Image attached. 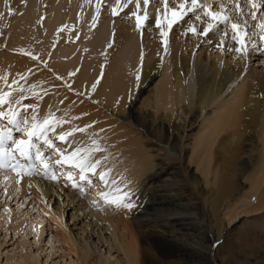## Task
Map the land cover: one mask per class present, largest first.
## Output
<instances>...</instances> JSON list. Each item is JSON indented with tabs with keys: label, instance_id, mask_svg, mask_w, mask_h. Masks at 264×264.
Instances as JSON below:
<instances>
[{
	"label": "bare ground",
	"instance_id": "obj_1",
	"mask_svg": "<svg viewBox=\"0 0 264 264\" xmlns=\"http://www.w3.org/2000/svg\"><path fill=\"white\" fill-rule=\"evenodd\" d=\"M167 2L172 8L177 0ZM198 2L216 11L219 6L229 10L235 0ZM136 3V0H119V4L117 0H0V6L4 7L0 13V93L10 92L11 98L20 100L22 105L38 106L40 117L50 110L56 117L64 118L67 123L62 125V129L65 131L70 127L92 125L87 132L89 135L98 134L97 138L107 148L105 155L109 158L106 167L114 170V178H126L132 190L131 199L136 204L129 211L107 207L101 201L95 211L89 209L88 199L93 200L102 188L106 191L99 181L101 186H95L89 194L91 197L85 201L82 199L84 204L79 202L89 210L90 214H82H89L94 223L92 228L96 227L99 232L108 230L107 233L113 237L115 251L122 255L118 256L116 264H264V244L256 252L238 250L236 253L216 245L229 225L223 227L222 218L218 219L214 211L201 209L191 182L198 176L192 173L193 179L188 175L186 169L189 165L175 166L179 179L170 178L168 181L169 177H159L173 161L180 159L184 130L182 126H174L176 128L171 130L167 125L173 111L181 108L183 113H188L190 125L195 123L196 111L201 114L214 104L212 116L208 118L205 115V122L200 127L204 134L193 141L190 159L195 157L196 168L202 170L200 173L205 183L206 176L210 175V185L220 190V196H217L220 202L221 199L226 200L223 195L230 184L223 176L209 171L214 148L219 146L224 154L244 159L242 165H238L241 175L247 168L254 167L251 161L260 153L259 165L256 164L248 176L251 191L248 195L243 194L248 200L240 199L238 202L251 204L255 210L264 208V112L256 135L261 137V148L256 150L249 146V149H244L241 139L244 128L255 124L254 113L259 112L260 104L258 97L264 96V70L249 66L244 69V58L234 49L227 46L222 51L217 34L222 28L227 36L232 37L229 25H218L207 36L188 32V28L195 27L197 33H203V28L210 22L201 10L175 24L168 37L163 38L155 27L157 12L162 18L164 13L160 0H149L146 9L141 0L139 9ZM105 4L111 7V11L115 7L118 12L129 14L130 18L112 20L111 12L103 11ZM238 4L243 6L241 1ZM133 12L142 16L147 14L148 19L140 29L136 27ZM197 16L202 19H196ZM247 16H251L250 12L240 14V17ZM240 17L230 15L231 21L239 24ZM203 22L205 25L201 26ZM164 39L169 48L163 58L161 44ZM210 44L217 45L219 49L212 51L214 45L208 49L204 47ZM196 46L198 50L194 51ZM138 70L141 75L139 82L136 80ZM161 71L162 77L154 86L150 100L156 114L152 120L157 119L154 124L145 116L134 121L123 118L106 122L100 109L104 107L113 114V109L107 104L125 105L139 85L143 86L145 80ZM241 73L243 77L234 90L230 89L229 97L225 95L219 99ZM93 83L97 85L94 90L91 87ZM0 110L6 111L7 106H0ZM2 122L6 124V119ZM248 133L251 132H245L246 136ZM70 139L89 143L88 135L80 132ZM225 141L230 145L239 143L231 149L223 146ZM54 142L57 147H67L59 141ZM38 146L45 155L47 150L50 151L42 143ZM167 150L172 153L168 155L172 158L164 161L167 155L161 158L158 152ZM255 151L259 152L255 154ZM99 157L97 154L95 158ZM154 158L159 159L154 161ZM56 167L60 169L56 174L74 171L68 166ZM0 176L6 178H2L4 187L11 184L13 190L22 195L21 204L26 202L23 198L27 192L30 193L27 203L32 205V209L42 210L48 215V228L55 230V235L66 244H72L80 254L79 259L91 260L88 248L80 246L61 227L63 211L49 207L51 193L75 203L78 196L70 186L66 187L61 180L44 179L40 172L25 177L0 170ZM78 206L77 210L81 211Z\"/></svg>",
	"mask_w": 264,
	"mask_h": 264
},
{
	"label": "rangeland",
	"instance_id": "obj_2",
	"mask_svg": "<svg viewBox=\"0 0 264 264\" xmlns=\"http://www.w3.org/2000/svg\"><path fill=\"white\" fill-rule=\"evenodd\" d=\"M103 8V11L111 12L112 20H116L117 18H119V21H123L124 19L130 18V15L125 12H118L119 16H113L111 7L108 4L103 5ZM3 11L4 7L0 6V13ZM203 23L201 24V26L205 25V23ZM164 28L166 31H169L166 26H164ZM218 32L219 34L217 35L218 39L220 37L219 41L221 44L220 47L221 49H223L222 51L226 50L228 47H230L231 49H235L237 47L236 42L230 35L227 36L226 33L222 31V28L219 29ZM251 44L247 46L249 50V56L243 61L244 69L245 67L247 68L249 66L253 69L264 70V52L253 50L254 47H260L262 44L261 42L258 43L257 41H255L253 45ZM213 45L214 44H210L208 45V47H204L208 49ZM161 46L163 47L161 57L164 58L168 52L169 47L167 43H162ZM196 48L197 46L194 48V51L198 50V48ZM216 49L219 48L217 45H214L212 51H216ZM202 53L206 54L207 52L202 51ZM213 53L216 54V52ZM225 57L229 58V56ZM163 58L160 59L161 64L163 63ZM242 74L243 73H241L239 77L235 79L234 83L229 86L228 90L225 91L219 99H222V97H224L225 95V97H229L228 93L230 89L234 90L237 87V83H240V78L243 77L241 76ZM161 77L162 71L159 74L153 75L151 79L145 80L142 83L143 86L139 85L136 90L133 91V95L129 97V102L125 103V105L123 106H111L106 103L108 105V108H112L114 112L113 114H110L104 109V107L100 109L104 114V117L106 118V122L120 121L123 118H128L134 121L142 116H145L151 124H154L157 119L154 120L155 122L152 120L156 117V114L153 110V107L151 106L150 100L152 97L154 86L157 84V82H159ZM258 98L260 100V104L259 112L254 113L255 124L254 126H251L249 128H244V131L241 134V139L243 138L242 148L244 149H249V146H253L257 150L262 146L261 137L257 138L256 135L258 134L260 126L262 125L261 116L264 112V96ZM213 106L214 104L210 105L201 114L196 111L194 114L195 123L190 125L189 122L191 119L189 118L190 115H187L188 113H183L181 111V108L175 109L173 111V113L171 114V119L169 120V123H167V125L171 130L174 126H182L184 130L181 140L182 147L179 151L180 159L173 161V164H171L173 168H171V166L166 168L159 175V177L160 179L169 177L168 181H171L170 178L179 179V171L175 168V166L179 165L181 167L186 164L189 165V167L186 169V172L188 171V175L193 179L194 177L192 176V173L193 175L195 173L198 176L197 180H192L191 182L197 194L195 198L198 199L201 209L203 208L206 210L214 211L218 216V219L219 217L222 218L223 227H225L226 225L228 227L229 225L228 229L226 230L227 232L225 231V234L223 233L224 236L221 237L216 245L220 246L224 250L231 251L232 253H236L235 251L238 250H245L244 252H256L258 248H260V245L264 244V208L255 210L251 207V204H243L242 202L238 201L240 199L248 200V198H244L243 194L248 195L251 191L249 188L251 180H249L248 176L252 173V170L254 167H256V164H258L257 162L260 161L258 160L259 156H261L260 153H258L259 151H255V154L258 153L259 155L257 154V157H255V159L251 161V164L254 167L252 166L253 168H247L244 172H242L243 175H241L239 173L238 165H242L244 159H239L234 155L230 156L228 154H224V150L220 151L219 146L214 148L215 150L211 165L209 167V171L212 170L219 176H223L228 180V183L230 184V187L227 188L228 190L226 194L223 195V197L228 201L221 199L220 202H218L217 200V196H220V190H217L215 187L210 185L209 173H207V175L209 176H206L207 183H205L200 173L202 172V170H200V167L196 168L195 157L192 156L190 159L193 141L204 134V129L201 130L200 127L202 125V122H205L203 121L205 120V115H208V118L212 116L210 114L213 113V111L211 112ZM121 107H123L122 110H120ZM244 123V125L246 126L247 119ZM247 131H250L251 133H248L246 136L245 132ZM17 134L19 133L14 132L15 137L17 136ZM245 136L247 137L246 140L244 139ZM222 138L224 139V137ZM238 143L239 142L237 141L235 145H230V142L225 141L223 146L225 148L229 146L231 149H233L234 146L238 145ZM51 151V149L50 151L47 150L46 156L49 155ZM168 155H172V153L168 150L158 152V157L162 158L166 156L164 157V161H168L170 160V158H172ZM158 159L159 158H154V161H158ZM53 168L55 169V171H57L56 173L60 171V169H58V167L56 166H54ZM60 174L61 173L57 175L59 176ZM77 177L78 176H75V179H78ZM0 178L1 180L2 178L3 180L6 179L4 176H0ZM90 178L94 182V185L92 187H89L84 184V189L86 188L84 192H79L72 188L73 193L78 196L77 199H74L75 203H70V201L65 200L64 196L58 197L53 193H51V196L49 198V207L52 206V210L59 209L63 211L61 227L68 231L70 233V236L77 242H79L80 246L88 248L90 256L92 257L90 261H84L82 258L79 259L80 254L78 250H76V248L72 244H66L58 236H56L54 233L55 230H52V228L50 227L48 228V225H46V219H48V215L44 214L42 210L32 209V205L30 203H27L30 199V193L27 192V194L23 198L26 199V202L21 204L22 195L20 196L19 194H17V190H13L14 186L11 187V184H7V188L4 187L5 183H3L4 181L2 180L0 181V183H2L0 184V264H10V261H13V264H89L90 262L91 264L118 263V256L120 258L122 257V255L118 254L115 251V245L112 244L113 237L109 233H107L108 230L106 232L103 229V231L99 232V230L97 231L96 227L92 228L94 226V223L92 219H89V210L83 207L86 198L90 196L89 194L93 191L95 186H98L100 184L98 182V177L90 176ZM60 180L61 182H65L63 177ZM232 181H234L236 185H233ZM102 190L103 188L101 189V191ZM80 201H82L83 204H79ZM92 201L93 200L88 199L87 203L89 204V209L95 211L98 207L97 204L96 206H93ZM77 206L81 207L82 210H77ZM223 207L226 208V210H223ZM238 209L244 211H239ZM82 213H84L85 215L87 213L89 214L88 216H85ZM99 223L102 227H105L102 222ZM49 229L53 233L48 231ZM77 253L79 256H77Z\"/></svg>",
	"mask_w": 264,
	"mask_h": 264
},
{
	"label": "snow or ice",
	"instance_id": "obj_3",
	"mask_svg": "<svg viewBox=\"0 0 264 264\" xmlns=\"http://www.w3.org/2000/svg\"><path fill=\"white\" fill-rule=\"evenodd\" d=\"M160 2L163 4L164 13L162 18L159 11L157 12L155 27L160 30L161 37L166 38L169 35V31H165V25L168 30H171L175 24L185 19L189 13H194L198 7L203 8L204 16L210 20L207 26L203 28V33H197L195 27H190L187 31L207 36L218 25H229L233 33L232 39L237 44L234 51L241 58L247 59L249 55L247 45L251 42V37L247 35V23L243 26L239 23H231L229 15H225L222 11H212L209 6L198 4V0H190V4L180 3L178 8H169L167 0H160ZM117 3L119 4V0H117ZM148 3L149 0H143L145 9ZM247 3L251 5L252 9L259 7L254 0H247ZM136 7L137 9L140 8V0H137ZM235 10L238 13L241 11L238 3ZM112 14L113 16L118 15L117 8H112ZM132 15L135 16L138 29L142 28L148 19L146 13L142 16L133 12ZM250 15L255 19L257 13L251 11ZM196 19L199 20L202 17L197 16ZM93 20H96L95 16ZM260 27L264 29V25H260ZM259 40L264 41V36H260ZM162 42L166 44L167 40L164 39ZM253 50L264 52V45L254 47ZM26 54L31 55V53ZM142 59L143 52L141 53ZM57 78L59 79V77ZM140 78V70H138L136 73L137 82L140 81ZM13 83H16V81L13 80ZM96 86V83L91 85L93 90ZM0 106H7L6 111L0 110V121L6 119V124L0 123V169L8 168L16 172L17 176H31L36 172H40L44 178L52 181L60 180L63 177L66 187L70 186L80 192H84L85 183L92 187L94 182L90 176H96L106 191L102 190L96 194L92 201L93 206L102 201L107 207L116 209L123 208L130 211L136 207L135 202L131 199L132 190L129 182L122 176L114 178L112 175L114 170L106 167V161L109 158L105 155L107 148L97 138L98 134H88L87 130L92 126L91 124H85L83 127H70L65 131L62 129V125L67 123L64 118L56 117L50 110L44 117H40L38 106L22 105L20 100L11 98L10 92L0 93ZM29 109H31L30 112ZM58 128L61 130L57 131ZM14 132L21 134L19 138L13 135ZM77 132L88 135L89 143L82 144L70 139ZM54 140L59 141L61 144H66L67 147H57ZM38 143H42L45 149H51V153L46 156L45 152L38 146ZM97 154H100L98 159L95 158ZM54 157L58 158L54 159ZM22 161H27V163H22ZM53 164L56 166H68L74 171L61 172L58 176L52 167ZM77 174L78 180L75 179ZM16 182L19 184V179Z\"/></svg>",
	"mask_w": 264,
	"mask_h": 264
}]
</instances>
